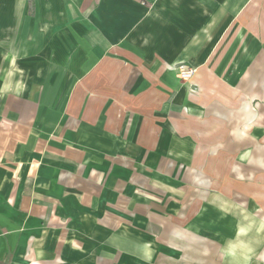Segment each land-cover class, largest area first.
I'll return each mask as SVG.
<instances>
[{"label":"crops","instance_id":"obj_1","mask_svg":"<svg viewBox=\"0 0 264 264\" xmlns=\"http://www.w3.org/2000/svg\"><path fill=\"white\" fill-rule=\"evenodd\" d=\"M262 105L264 0H0V264L226 261Z\"/></svg>","mask_w":264,"mask_h":264},{"label":"rangeland","instance_id":"obj_2","mask_svg":"<svg viewBox=\"0 0 264 264\" xmlns=\"http://www.w3.org/2000/svg\"><path fill=\"white\" fill-rule=\"evenodd\" d=\"M254 102V104L252 103ZM251 104L257 108L255 101ZM252 106V107H253ZM264 111V106L260 107ZM236 114V118L252 117L254 113L243 117L237 110H229L230 114ZM236 119L229 121V135L235 136ZM256 123L250 122L248 132L250 142L246 137L245 141L229 143V151L236 156L229 161V250L226 253V261H223L219 255L218 264H242L237 260L242 258L248 259L244 264H264V221H259L251 212L248 211L243 202L252 203L253 197L251 192L258 189V186L252 181L240 179V173L251 176L253 179L264 175V144L258 143L259 135L256 129ZM264 133V132H262ZM237 169L238 172L231 171V168ZM251 183V184H248ZM251 210V209H250ZM231 237V238H230ZM248 253V254H247ZM245 259V260H246Z\"/></svg>","mask_w":264,"mask_h":264},{"label":"built area","instance_id":"obj_3","mask_svg":"<svg viewBox=\"0 0 264 264\" xmlns=\"http://www.w3.org/2000/svg\"><path fill=\"white\" fill-rule=\"evenodd\" d=\"M179 77L182 78L185 82H191L195 77L196 71L194 68L186 64H181L177 67Z\"/></svg>","mask_w":264,"mask_h":264},{"label":"bare ground","instance_id":"obj_4","mask_svg":"<svg viewBox=\"0 0 264 264\" xmlns=\"http://www.w3.org/2000/svg\"><path fill=\"white\" fill-rule=\"evenodd\" d=\"M250 98V97H249ZM255 98V97H254ZM256 100V99H255ZM255 100H252V101H255ZM256 102V101H255ZM252 108H254V110L256 111V108L253 106Z\"/></svg>","mask_w":264,"mask_h":264}]
</instances>
